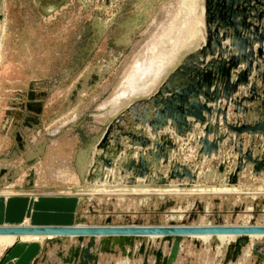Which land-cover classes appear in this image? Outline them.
<instances>
[{
    "label": "rangeland",
    "instance_id": "1",
    "mask_svg": "<svg viewBox=\"0 0 264 264\" xmlns=\"http://www.w3.org/2000/svg\"><path fill=\"white\" fill-rule=\"evenodd\" d=\"M199 3L201 0H0V167L16 161L18 169L16 178L2 186L0 193L26 194L23 184L29 181L27 177L34 181L37 172L31 170L25 178L21 176L32 167L42 174L36 191L39 193L32 197L78 195L84 198L79 212L85 220L83 225L99 226L98 218L103 217L100 225L110 218L111 225L122 226H264V172L258 177L252 176L251 163L238 177V195L218 192L221 195L213 196L214 201L209 191L182 196L183 201L181 197L175 200V195L158 193L89 194L86 189L90 185L81 180L75 170L78 149L96 145L118 114L138 98L156 90L166 75V66L172 61L165 55V48L174 40L184 14L188 16L193 12L191 23L197 25L195 16L199 15ZM179 43L183 45L184 41L180 39ZM200 46L202 38L198 33L190 49L183 52L168 73L178 66L185 54ZM138 59L145 60L146 64ZM165 61L167 65L165 63L162 70ZM159 63L161 68H154ZM151 66L156 72L161 69L162 76L155 72L151 77L146 74ZM155 75L159 79L151 82L156 85L152 92L136 93L138 97L119 104L117 90L122 81L131 79L130 86L119 93L120 98L124 92L130 95L131 90L142 89ZM72 95L76 96L73 100ZM229 112L232 114L231 110ZM232 116L230 122H235L234 114ZM240 120L245 119L240 117ZM24 127V131L21 130ZM14 128L17 132L12 130ZM9 131L20 134L34 154H38L37 149L41 150V158L25 163V154L19 152L12 136H6ZM257 145L263 150L264 140L256 141L252 151V156L260 159L263 152ZM246 146L244 141L243 152ZM177 148L182 152H175L171 157L193 170L197 164L194 147L186 140H179ZM224 149L228 153L224 173L217 169L221 157L204 162L202 171L211 172L213 176L208 175L205 180L199 175L196 185L205 181L203 186L208 190L229 187L227 174L234 167L233 158L237 155L232 148ZM166 170L167 167L162 166L160 172L165 174ZM184 181L188 183L187 179ZM170 184L176 185L177 181ZM147 238L152 237L136 238V247L138 241L145 251L153 249L169 254L170 242L161 244L158 237L154 243ZM193 238L180 240L173 264H264V237L250 239L235 260L227 262V247L238 238L230 243H221L217 237L205 243ZM76 244V240L71 242L72 246ZM63 246L47 243L36 264H47L45 261L49 262L52 256L60 264L56 255L50 254L53 249L63 250ZM139 248H135L136 256L132 259L120 252L100 253L97 263L144 264V256L137 254ZM7 252L8 249L0 256V263L6 259ZM146 262L156 264L155 257L148 254Z\"/></svg>",
    "mask_w": 264,
    "mask_h": 264
},
{
    "label": "water",
    "instance_id": "2",
    "mask_svg": "<svg viewBox=\"0 0 264 264\" xmlns=\"http://www.w3.org/2000/svg\"><path fill=\"white\" fill-rule=\"evenodd\" d=\"M201 4L202 46L185 54L152 94L138 98L118 114L96 145L78 152L76 166L79 178L90 185L87 192H100L92 185L106 182L109 188L104 193H235L238 177L248 163L253 166L252 176L264 172V149L257 145L263 152L261 158L252 156L255 142L264 140V0H201ZM230 110L235 122H230ZM16 137L22 142L18 134ZM179 140L194 147L197 164L193 170L171 157L182 152L177 148ZM224 148H232L237 155L227 174L229 187L208 190L205 181L196 185L199 175H212L202 171L204 162L221 157L217 169L224 173L228 156ZM162 166L167 167L165 174L160 172ZM29 181L31 185V178ZM174 181L177 184L171 185ZM110 222L107 218L103 225L88 227H0V236L53 237L51 246L60 248L66 241L57 237H76V245L65 253H55L63 264H97L99 253L120 252L132 259L137 237L158 236L162 243L172 242L168 255L145 251L143 245L137 254L144 256V264L148 254L155 257L156 264H173L183 236H239L227 247V262L240 254L248 235H264V227L256 226L186 228ZM83 223L80 219L77 225ZM96 237H100L98 241Z\"/></svg>",
    "mask_w": 264,
    "mask_h": 264
},
{
    "label": "crops",
    "instance_id": "3",
    "mask_svg": "<svg viewBox=\"0 0 264 264\" xmlns=\"http://www.w3.org/2000/svg\"><path fill=\"white\" fill-rule=\"evenodd\" d=\"M3 130L6 129L2 128ZM25 127L21 130L24 131ZM13 131H16L15 128L12 129ZM10 130V131H12ZM10 131L6 134V136H12V142L17 147L20 153H24L27 157L25 160V163H30L33 160L40 159L43 152L41 150L37 149L38 154H34L32 150H30L24 139H22V142L17 141L16 133L10 134ZM20 135V134H18ZM22 137V136H20ZM40 148V147H38ZM81 149H78L76 152L75 160H74V166L77 175L78 174V168L76 166L77 163V154ZM43 151V150H42ZM16 161L12 164H6V166L0 167V188L2 186H7L10 183H8L11 178H16V173H18V169L16 168ZM34 171L35 180L28 181L27 183H24L25 186L24 193L26 194H19L14 193V195H2L0 194V227H19L25 225L26 227H72V226H79L78 221L81 219V216L79 214L81 204L83 202L82 197L78 195H74L72 197L70 196H51V195H41L36 197L35 193L39 188V183L42 180L41 173L37 169L34 170L29 168L24 173V176H21L25 178V175L28 174L29 171ZM28 171V172H27ZM86 171V168L82 170L84 173ZM18 176V175H17ZM10 178V180H9ZM4 179V180H3ZM29 180V177L26 178ZM3 180V181H1ZM27 186V187H26ZM207 194V193H206ZM175 195L176 199L178 197H181L180 199L183 201L182 196L185 195H191V194H173ZM209 196L215 200L214 197L221 195V194H215V193H209ZM226 195V194H223ZM81 198V201H80ZM163 198V197H160ZM90 200V198H87ZM100 201L104 202L102 199L99 198ZM122 200V198H120ZM196 201L195 199L193 200ZM108 203V202H107ZM94 221V219H91ZM90 221V220H89ZM88 221V222H89ZM103 222V217L98 218V222L96 224H101ZM89 226H92L94 224H89ZM87 226V225H86ZM157 238H147L148 241L152 242L156 240ZM158 242L161 241V238H158ZM54 240V239H52ZM52 240L46 239L44 241L41 240H35L33 242H23V241H17L12 247L8 248V252L6 254V259H2L0 264H36L37 257L40 256L47 243H50ZM66 240V238L64 239ZM73 240V241H72ZM76 238H67L66 244L63 246L62 252H66L68 248L71 246V242H74ZM99 239H97L98 241ZM68 241V242H67ZM87 241V240H86ZM156 243V241L154 242ZM158 245V244H157ZM140 242L137 241V247L139 248ZM136 247V248H137ZM160 247V246H159ZM158 248V247H156ZM53 249L51 251V254H54L57 252ZM95 250H92L94 252ZM50 254V256H51ZM53 257V256H52ZM59 259V258H58ZM56 259H51L50 257V263L51 264H57L55 261ZM58 261V260H57Z\"/></svg>",
    "mask_w": 264,
    "mask_h": 264
},
{
    "label": "bare ground",
    "instance_id": "4",
    "mask_svg": "<svg viewBox=\"0 0 264 264\" xmlns=\"http://www.w3.org/2000/svg\"><path fill=\"white\" fill-rule=\"evenodd\" d=\"M198 8H199V15H198V17L197 16H195V19H196V24L197 25H194V23H191V19H192V17L194 16L193 14V12H191V13H189V15L188 16H186V14H184V21L178 26L179 28H176V30H175V32H176V35H175V38H174V40H172V41H170L169 42V44H168V46L165 48V55H168L169 57H170V59L172 60V61H170V63H168V65H167V61H165L164 62V64H162L161 65V63H159V64H157V66H155L154 68H159L160 67V65H161V67L163 66V65H165V63H166V68H165V66L164 67H162V70L165 68V70H167V72H166V75H167V73H168V71H169V69L172 67V66H174L175 64H176V62L178 61V59H179V57L183 54V52H185L186 50L188 51L189 49H190V47H191V45H192V43H193V40H194V36H195V34H196V36H197V34L199 33H201L202 31H203V27H204V25H203V19H202V15H203V8H202V5L199 3L198 4ZM191 16V17H190ZM190 17V18H189ZM192 26H193V28H192ZM199 26V29H197L196 30V28ZM189 31V33H187ZM155 32V31H154ZM183 36V37H182ZM182 37V38H181ZM201 38H202V42H203V40H204V36H203V32L201 33ZM180 39H181V41H182V43H183V41H184V43H183V45L182 44H180L179 43V41H180ZM168 51V52H167ZM171 54H173V57L171 56ZM172 57V58H171ZM165 59H167L166 57H165ZM169 60V59H168ZM137 61H139L141 64L142 63H144V64H146V62H145V60H143V59H138ZM130 62V61H129ZM162 62H163V60H162ZM169 62V61H168ZM125 64H126V62H125ZM170 66V67H169ZM160 67V68H161ZM153 68H152V66H151V69L150 70H148L147 68H146V70H148V72L146 73V74H149L150 75V77H151V74H152V72H153V74H154V72L156 73V75L157 76H159V75H161L163 72H161L162 70L160 69H156L157 70V72L156 71H153L152 70ZM141 72V71H140ZM142 73V72H141ZM144 73V74H145ZM161 73V74H160ZM138 75V74H137ZM136 75V76H137ZM143 75V74H142ZM155 75V77L153 78V79H151V81L150 80H148V82H147V84L145 85V87H142V89H140L139 90V88H138V90H139V92H138V90L136 89L135 91H137V92H133L132 90L130 91V95H127V93H125L124 92V94H122V96H121V98L120 97H118L119 96V93H121V92H123V90H124V88H126V87H129L130 86V80L131 79H128V81L127 82H121V88H118V90H117V99H118V101H119V104L120 105H122V103L123 102H125V100H127V99H129V98H134V97H138V95L139 94H142V93H150V92H152L151 90L154 88V86H156V85H154L153 83H151L152 81H154V80H156V78L157 79H159V77H157ZM165 75V76H166ZM138 76H140V75H138ZM162 76V75H161ZM134 77V76H133ZM143 77H144V75H143ZM106 84V83H105ZM107 87V86H106ZM131 88V87H130ZM134 90V89H133ZM136 93H138V95L136 94ZM143 95V94H142ZM145 95H148V94H145ZM117 103V102H116ZM120 105H119V107H120ZM79 116H81L80 114H79ZM75 117V116H74ZM78 117V116H77ZM76 117V118H77ZM75 118V119H76ZM74 120V119H73ZM95 185H97V186H95ZM99 185H102V186H99ZM94 188H95V191H100V192H102V191H104V192H107V188H109V186H108V184L106 183V182H102V183H95L94 184ZM15 190V189H14ZM86 192V191H85ZM7 193V192H6ZM6 193H0V194H2V195H6V196H8V195H14V193H8V194H6ZM87 193H91V192H87ZM93 194H95L94 192H92ZM120 194H123V195H126L127 193H124V192H119ZM211 193H215V194H220V193H218V192H211ZM226 193H228V192H226ZM97 194V193H96ZM158 194H169V195H173V194H181V195H183V194H193V193H158ZM197 194V193H196ZM230 194H237L238 195V193L236 192V193H230ZM62 195V194H61ZM136 195H141V194H136ZM201 224V223H200ZM23 226H25V225H23ZM81 227H88V226H86V225H80ZM224 226H233V225H224ZM244 226V225H243ZM246 226H249V225H246ZM5 227V226H4ZM19 227H21V226H19ZM26 227V226H25ZM29 227V226H28ZM78 227V226H77ZM187 227H213V226H209V224L208 225H204V224H201V225H199V226H186V228ZM256 227H264V226H256ZM67 237H71V238H76V237H73V236H65V237H57V238H62V240L64 239V238H67ZM144 237H152V238H158V236H144ZM184 237H194L193 239H198V240H201V241H204V243L205 242H207V241H209L212 237H217V239L221 242V243H230V242H232V240H234L235 238L237 239H239V236H225V235H217V236H209V235H202V236H183L182 237V239L184 238ZM250 237H252V238H250ZM262 237H264V235H248V241L250 242V239L252 240H254V239H256V238H262ZM55 239V238H53V237H44V236H30V235H22V236H15V235H1L0 236V256L1 255H3V253L8 249V248H10V247H12L18 240H20V241H23V242H33V241H35V240H41V241H44V240H46V239ZM97 238L99 239L100 237H96V241H97ZM138 238V237H137ZM159 238H161V237H159ZM173 239V238H172ZM137 240V239H136ZM136 240H135V243H134V254H136V252H135V248H136ZM159 240V239H158ZM64 241H66V240H64ZM73 241V240H72ZM84 241H85V239H84ZM154 241H156V240H154ZM68 242V241H67ZM84 243V242H83ZM66 243H64L63 245H65ZM161 244H165V243H162L161 242ZM170 244L172 245V242L170 241ZM62 245V246H63ZM180 245V244H179ZM53 249V248H52ZM179 249V248H178ZM165 252V251H164ZM100 254V253H99ZM165 254V253H164ZM52 255V254H51ZM51 259H52V257H51ZM47 264H51L50 262H48V261H45ZM60 263V262H59ZM60 264H63V263H60ZM98 264V263H97Z\"/></svg>",
    "mask_w": 264,
    "mask_h": 264
}]
</instances>
